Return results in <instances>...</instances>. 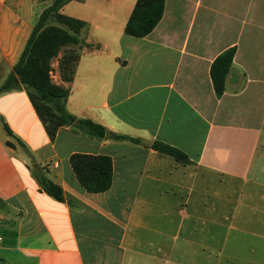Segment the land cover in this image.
I'll return each instance as SVG.
<instances>
[{
    "label": "crops",
    "instance_id": "0c3cea01",
    "mask_svg": "<svg viewBox=\"0 0 264 264\" xmlns=\"http://www.w3.org/2000/svg\"><path fill=\"white\" fill-rule=\"evenodd\" d=\"M52 2L0 0V86ZM135 4L72 0L60 9L85 27L72 79L55 59L52 82L69 90L66 111L103 126L104 139L69 125L51 140L23 88L0 94V264H231L221 234L234 216L224 214L228 195H210V185H264V0H165L143 38L124 33ZM230 47L218 99L210 66ZM113 135L163 142L192 163ZM73 154L110 157L111 187L88 193ZM36 165L64 202L41 189ZM242 222L237 232L264 253L251 227L260 219Z\"/></svg>",
    "mask_w": 264,
    "mask_h": 264
},
{
    "label": "trees",
    "instance_id": "16d2710c",
    "mask_svg": "<svg viewBox=\"0 0 264 264\" xmlns=\"http://www.w3.org/2000/svg\"><path fill=\"white\" fill-rule=\"evenodd\" d=\"M70 1L72 0H53L52 4L42 12L18 62L0 86V94L23 88L51 140L60 127L69 125L75 126L90 138L104 139L107 130L103 126L88 119H77L66 111L64 104L69 90L52 83L49 75L52 58L62 46L78 44V35L85 27L84 22L60 13L61 7ZM164 2L165 0H136L133 12L124 27V33L143 38L152 32L162 18ZM47 12L53 13L62 26H45L43 17ZM87 47L93 45L88 44ZM95 47L98 48V45ZM235 52V47L227 48L211 63L209 74L214 94L218 99L224 94L226 77L232 67ZM77 62L78 53L73 54L72 57L62 56L59 68L64 81L72 79ZM4 127L7 133L12 135L5 123ZM113 137L118 141L151 148L160 154L171 156L178 163H192L184 152L160 141L145 144L139 139L125 135H113ZM69 162L78 182L88 193H102L111 187L110 157L73 154ZM32 174L47 195L56 201H65L62 190L45 177L38 165L32 167Z\"/></svg>",
    "mask_w": 264,
    "mask_h": 264
},
{
    "label": "rangeland",
    "instance_id": "374dc122",
    "mask_svg": "<svg viewBox=\"0 0 264 264\" xmlns=\"http://www.w3.org/2000/svg\"><path fill=\"white\" fill-rule=\"evenodd\" d=\"M43 20L45 26H62V24L57 22L53 13L47 12L43 17ZM78 47H80L79 41L78 44L64 45L60 48L57 55L52 58L51 70L49 73L51 81L53 80L54 76L52 64H54L55 59L58 60V73L61 76L59 64L62 56L65 55L72 57L73 54L78 53ZM219 189L220 187L217 185V182H214L212 186L210 185V195L220 192L221 196H223L226 193L228 195V199L225 206L226 210L224 209L226 212H224V214L228 215L227 218L230 217V213L234 216V221H226V230H224V232L221 234L222 238L225 239L226 237L227 239V256L229 257L231 264H264V253L260 247L259 249H256L257 239L251 237V234L245 235L237 232V229L244 227V222L242 221L260 219V222H262L261 227H258L253 223L251 224V227H254L252 229L256 231V233L264 235V201L261 202L262 196H264V185H259L257 183H240L238 181H234L226 183V185L223 186V190ZM259 210H262V212ZM245 230H248V228H245ZM213 239L218 241V237H216V235L213 237ZM238 243L241 244V252H238ZM252 251H255L256 253L251 254ZM255 255H259V257ZM252 258H258L260 261L252 263L250 261Z\"/></svg>",
    "mask_w": 264,
    "mask_h": 264
},
{
    "label": "built area",
    "instance_id": "2783aa9c",
    "mask_svg": "<svg viewBox=\"0 0 264 264\" xmlns=\"http://www.w3.org/2000/svg\"><path fill=\"white\" fill-rule=\"evenodd\" d=\"M0 240H1V238H0Z\"/></svg>",
    "mask_w": 264,
    "mask_h": 264
}]
</instances>
